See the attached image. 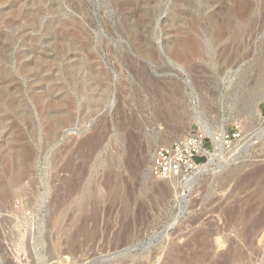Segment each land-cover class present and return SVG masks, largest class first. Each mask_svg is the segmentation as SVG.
I'll use <instances>...</instances> for the list:
<instances>
[{
	"label": "rangeland",
	"instance_id": "1",
	"mask_svg": "<svg viewBox=\"0 0 264 264\" xmlns=\"http://www.w3.org/2000/svg\"><path fill=\"white\" fill-rule=\"evenodd\" d=\"M186 260L264 264V0H0V264Z\"/></svg>",
	"mask_w": 264,
	"mask_h": 264
},
{
	"label": "built area",
	"instance_id": "2",
	"mask_svg": "<svg viewBox=\"0 0 264 264\" xmlns=\"http://www.w3.org/2000/svg\"><path fill=\"white\" fill-rule=\"evenodd\" d=\"M206 138L207 135L203 131H192L159 145L150 166L152 175L162 181L178 175H192L204 163L200 158L206 156L202 153L207 148ZM230 139L229 133L223 136V141L228 147L231 146Z\"/></svg>",
	"mask_w": 264,
	"mask_h": 264
},
{
	"label": "bare ground",
	"instance_id": "3",
	"mask_svg": "<svg viewBox=\"0 0 264 264\" xmlns=\"http://www.w3.org/2000/svg\"><path fill=\"white\" fill-rule=\"evenodd\" d=\"M59 115V114H57ZM59 117V116H58ZM57 118V117H56ZM201 126L202 128L206 131V133L208 135H210V137H212L213 141H214V144H215V149L213 151H210L208 149H204L202 151V153H205V154H208L209 155V161L208 162H205L203 163L202 165L199 166V168L197 169L196 172H194V174L192 175H188V177L186 178V182L188 184H194L198 179L199 177L206 173L207 171L210 170V166L213 165L214 163H216L217 161H221V165L223 164V162H225L224 160H226V149L224 147V144H223V141H222V136H223V133L220 132V131H214L212 130V128L210 129L209 126L206 125V123H201ZM189 133H191L189 131ZM189 133H186V134H189ZM185 134V135H186ZM183 136V134L181 135ZM239 151V150H238ZM237 151V152H238ZM19 155V154H18ZM235 155V154H234ZM11 157V156H9ZM8 158V157H7ZM6 158V159H7ZM21 159L22 161L24 160L25 161V156L23 153H21ZM228 161V159H227ZM19 162V161H18ZM8 163V162H7ZM11 163V162H10ZM9 164V163H8ZM12 164V163H11ZM152 174V173H151ZM181 176V175H179ZM185 177V175H184ZM185 260V259H184ZM183 262V261H182ZM181 262V264H182ZM186 263H190L188 262V260H186ZM185 264V263H183Z\"/></svg>",
	"mask_w": 264,
	"mask_h": 264
},
{
	"label": "trees",
	"instance_id": "4",
	"mask_svg": "<svg viewBox=\"0 0 264 264\" xmlns=\"http://www.w3.org/2000/svg\"><path fill=\"white\" fill-rule=\"evenodd\" d=\"M200 160L203 162V159L202 158Z\"/></svg>",
	"mask_w": 264,
	"mask_h": 264
}]
</instances>
